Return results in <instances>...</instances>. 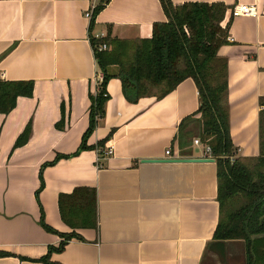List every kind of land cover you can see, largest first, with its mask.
<instances>
[{
    "label": "crops",
    "instance_id": "0c3cea01",
    "mask_svg": "<svg viewBox=\"0 0 264 264\" xmlns=\"http://www.w3.org/2000/svg\"><path fill=\"white\" fill-rule=\"evenodd\" d=\"M104 1L0 0V80L34 83L32 95L18 96L10 111L0 112V251L6 252L0 264H250L247 240L214 237L220 215L216 159L199 135L178 146V124L199 105L191 77L162 97L132 102L120 79L110 77L104 112L85 142L107 139L73 154L88 125V93L96 92L102 75L89 35L148 37L154 22L167 20L160 0ZM171 1L227 5L230 39L219 53L227 62L229 132L238 156L257 157L264 0ZM101 3L90 29L92 10ZM238 3L256 6L257 14L232 16ZM27 124L26 141L14 146ZM197 136L202 144L193 142ZM110 144L113 153L103 157ZM56 154L68 156L43 165ZM180 157L213 159L175 160ZM40 169L38 199L55 231L39 222ZM78 186L95 188L96 227L76 228L48 261L36 260L64 240L58 232L72 230L61 219L58 196ZM258 249L264 251V243Z\"/></svg>",
    "mask_w": 264,
    "mask_h": 264
},
{
    "label": "trees",
    "instance_id": "16d2710c",
    "mask_svg": "<svg viewBox=\"0 0 264 264\" xmlns=\"http://www.w3.org/2000/svg\"><path fill=\"white\" fill-rule=\"evenodd\" d=\"M160 3L167 20L154 22L148 37L119 38L105 34L96 38L89 35L102 79L96 92L88 93V125L73 154L86 147L98 148L107 139L103 138L94 145L85 142L104 112V103L109 97L106 84L110 77L120 79L123 94L130 102L142 96L162 97L181 80L191 77L198 89L199 105L192 115L184 117L178 124V146L185 147L194 135H199L210 146L211 155L216 159L220 211L214 237L247 240L250 264H264V251L258 249L264 243V108L260 110V154L257 157L238 156L229 132L227 62L219 53L228 42L229 22H223L227 5L221 1L173 4L171 0H160ZM103 4L94 6L90 29ZM103 42L107 43V48L98 49ZM111 65L115 66L113 71H110ZM33 86L31 79L0 80V112L10 111L18 96L32 95ZM260 103L264 105V97L260 98ZM191 119L198 123V134H193L187 127ZM28 134L27 124L14 146L23 144ZM64 156L68 155L56 154L43 165ZM39 177L40 184L35 191L37 199L44 185L41 169ZM38 203L40 224L46 230L55 231L45 222L39 199ZM58 208L61 219L72 230L67 233L57 231L64 240L56 247L50 246L36 260L48 261L53 249L63 248L65 241L77 234L76 228L97 225L94 187L78 186L70 193L59 194ZM0 254L6 252L0 251Z\"/></svg>",
    "mask_w": 264,
    "mask_h": 264
},
{
    "label": "built area",
    "instance_id": "2783aa9c",
    "mask_svg": "<svg viewBox=\"0 0 264 264\" xmlns=\"http://www.w3.org/2000/svg\"><path fill=\"white\" fill-rule=\"evenodd\" d=\"M239 14L255 15V14H257L256 6L250 5V4H245V3L235 4V6H233L232 9H231V15L234 16V15H239ZM223 22L226 23V21H224V20H223ZM93 35L96 38H100V37L105 36V33L97 32V33H95ZM227 39L229 40L230 39V36H227ZM105 48H107V43L106 42H103V43H101L98 46V49H105ZM101 79H102V75L99 76V78L97 80V84H99L101 82ZM193 142L196 145L202 144L201 140L198 137H194L193 138ZM203 146L205 147L206 151H208L209 154H211L210 146L208 144H204ZM113 151H114L113 150V145L110 144V145L107 146L106 149L103 150L102 156L105 157V156H107L109 154H112ZM166 153L169 154L170 153V150L169 149H166Z\"/></svg>",
    "mask_w": 264,
    "mask_h": 264
},
{
    "label": "water",
    "instance_id": "95a60500",
    "mask_svg": "<svg viewBox=\"0 0 264 264\" xmlns=\"http://www.w3.org/2000/svg\"><path fill=\"white\" fill-rule=\"evenodd\" d=\"M213 158H197V157H180L175 160H182V161H196V160H207Z\"/></svg>",
    "mask_w": 264,
    "mask_h": 264
},
{
    "label": "rangeland",
    "instance_id": "374dc122",
    "mask_svg": "<svg viewBox=\"0 0 264 264\" xmlns=\"http://www.w3.org/2000/svg\"><path fill=\"white\" fill-rule=\"evenodd\" d=\"M189 128L192 130V133L194 132L193 134H195L197 132V129H198V123L191 124L189 126Z\"/></svg>",
    "mask_w": 264,
    "mask_h": 264
}]
</instances>
